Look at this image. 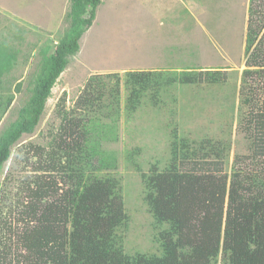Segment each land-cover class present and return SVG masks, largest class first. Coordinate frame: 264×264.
I'll return each instance as SVG.
<instances>
[{
    "label": "trees",
    "instance_id": "obj_1",
    "mask_svg": "<svg viewBox=\"0 0 264 264\" xmlns=\"http://www.w3.org/2000/svg\"><path fill=\"white\" fill-rule=\"evenodd\" d=\"M70 1L68 29L53 48L42 50L28 84L30 97L0 134V170L13 145L36 130L52 88L79 52L102 3ZM246 41L239 124L250 153L229 165L230 141L197 142L174 129L166 165L155 162L142 172L137 163L155 228L153 249L127 247L131 216L115 172L119 157L106 144L118 140L123 112H135L145 97L158 104L172 85L222 84L228 70L92 74L72 107L64 92L57 103V131L47 145H29L36 159L16 200L8 198L9 191L0 194V264H264V0L250 1ZM10 46L0 41V84L14 66L16 52ZM112 74L115 78L107 81ZM22 86L16 83L15 91ZM11 90L0 91V121L14 101Z\"/></svg>",
    "mask_w": 264,
    "mask_h": 264
},
{
    "label": "rangeland",
    "instance_id": "obj_2",
    "mask_svg": "<svg viewBox=\"0 0 264 264\" xmlns=\"http://www.w3.org/2000/svg\"><path fill=\"white\" fill-rule=\"evenodd\" d=\"M250 1L102 0L92 26L80 39L79 52L52 88L36 130L13 145L10 159L0 170V194L9 191L8 198L16 200L18 187L25 175L32 173L36 159L29 145L48 144L61 122L56 113L58 100L66 92L67 105L72 107L92 74L188 67L228 70V80L222 84L172 85L161 94L158 104L145 97L135 112H123L118 140L106 144L119 157L115 172L121 178L131 216L125 232L127 247L133 251L153 249L155 228L143 199L141 173L148 172L155 162L161 166L169 162L174 129L197 142L205 138L230 141L229 165L238 155L250 153L239 124L238 93L249 56ZM70 5V0H0V32H4L0 41L16 52L14 66L0 84V91L10 87L15 93L0 121V134L18 118L19 109L29 99L28 84L42 50L53 48L68 29ZM114 75L105 79L113 80ZM19 81L22 90L16 92ZM122 89L125 104L127 90Z\"/></svg>",
    "mask_w": 264,
    "mask_h": 264
}]
</instances>
